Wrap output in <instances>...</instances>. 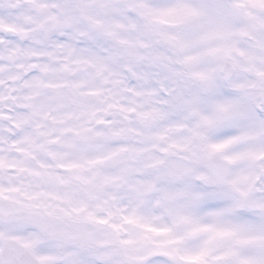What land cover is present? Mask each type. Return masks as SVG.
<instances>
[{
	"label": "clouds",
	"instance_id": "1",
	"mask_svg": "<svg viewBox=\"0 0 264 264\" xmlns=\"http://www.w3.org/2000/svg\"><path fill=\"white\" fill-rule=\"evenodd\" d=\"M0 264H264V0H0Z\"/></svg>",
	"mask_w": 264,
	"mask_h": 264
}]
</instances>
